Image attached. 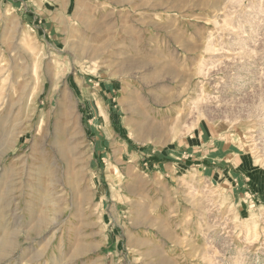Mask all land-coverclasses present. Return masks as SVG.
<instances>
[{
	"label": "rangeland",
	"instance_id": "obj_1",
	"mask_svg": "<svg viewBox=\"0 0 264 264\" xmlns=\"http://www.w3.org/2000/svg\"><path fill=\"white\" fill-rule=\"evenodd\" d=\"M0 264H264V0H0Z\"/></svg>",
	"mask_w": 264,
	"mask_h": 264
}]
</instances>
